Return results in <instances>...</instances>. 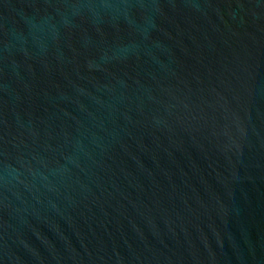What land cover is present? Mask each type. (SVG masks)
<instances>
[{
  "label": "water",
  "instance_id": "95a60500",
  "mask_svg": "<svg viewBox=\"0 0 264 264\" xmlns=\"http://www.w3.org/2000/svg\"><path fill=\"white\" fill-rule=\"evenodd\" d=\"M0 264H264V0H0Z\"/></svg>",
  "mask_w": 264,
  "mask_h": 264
}]
</instances>
